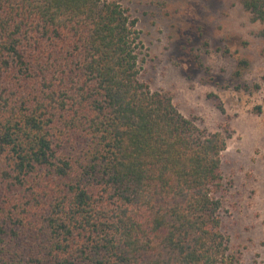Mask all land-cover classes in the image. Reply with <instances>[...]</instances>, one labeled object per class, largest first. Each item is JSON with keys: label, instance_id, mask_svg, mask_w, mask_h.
I'll list each match as a JSON object with an SVG mask.
<instances>
[{"label": "trees", "instance_id": "trees-1", "mask_svg": "<svg viewBox=\"0 0 264 264\" xmlns=\"http://www.w3.org/2000/svg\"><path fill=\"white\" fill-rule=\"evenodd\" d=\"M142 49L118 2L0 0V264H229L226 137L141 81Z\"/></svg>", "mask_w": 264, "mask_h": 264}, {"label": "rangeland", "instance_id": "rangeland-1", "mask_svg": "<svg viewBox=\"0 0 264 264\" xmlns=\"http://www.w3.org/2000/svg\"><path fill=\"white\" fill-rule=\"evenodd\" d=\"M103 1L138 20L141 81L169 94L200 130L225 135L228 262L264 264V25L243 0Z\"/></svg>", "mask_w": 264, "mask_h": 264}]
</instances>
